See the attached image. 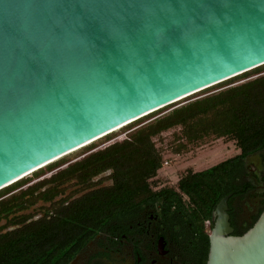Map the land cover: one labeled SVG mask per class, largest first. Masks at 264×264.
Returning <instances> with one entry per match:
<instances>
[{
	"label": "water",
	"instance_id": "obj_1",
	"mask_svg": "<svg viewBox=\"0 0 264 264\" xmlns=\"http://www.w3.org/2000/svg\"><path fill=\"white\" fill-rule=\"evenodd\" d=\"M264 65V0H0V190ZM205 264H264V211Z\"/></svg>",
	"mask_w": 264,
	"mask_h": 264
},
{
	"label": "trees",
	"instance_id": "obj_2",
	"mask_svg": "<svg viewBox=\"0 0 264 264\" xmlns=\"http://www.w3.org/2000/svg\"><path fill=\"white\" fill-rule=\"evenodd\" d=\"M262 71L264 65L221 83ZM173 127H180L181 137L187 140L206 135L232 139L239 151L232 160L264 148V74L182 104L137 127L129 136L107 143L1 201L0 220H5L4 227H19L0 232V264H66L89 238L124 209L143 199L160 196L162 191H154L150 185L164 161L153 139ZM60 162L63 160L46 169L51 170ZM228 162L198 172L186 171L176 183L177 190L194 194ZM103 171H109L105 178L108 184L97 187L99 182L93 183L91 179ZM41 172H33V176ZM22 179L0 190V197L28 181ZM72 180L80 185L82 193L56 199L63 185ZM43 187L47 188L41 192ZM36 192L39 193L35 195ZM26 196L31 200L25 199ZM39 200L48 204L41 217L30 220L31 217L21 213L14 220L8 219ZM199 232L205 261L208 237L203 228Z\"/></svg>",
	"mask_w": 264,
	"mask_h": 264
},
{
	"label": "flooded vegetation",
	"instance_id": "obj_3",
	"mask_svg": "<svg viewBox=\"0 0 264 264\" xmlns=\"http://www.w3.org/2000/svg\"><path fill=\"white\" fill-rule=\"evenodd\" d=\"M235 156L237 154L222 160L230 162L209 176L205 186L194 194H182L176 187L164 185L152 188L162 191L160 196L143 199L124 209L89 238L66 264H205L199 228H203L208 237L215 223L214 210L222 199H226L225 212L232 236L248 231L264 211V148L232 160ZM108 174L109 171H103L96 177L103 178L107 185ZM96 177L91 182H97ZM66 184L75 186L76 190L66 195ZM66 184L56 199L80 195L77 194L80 185L74 180ZM17 194L3 195L0 202ZM25 199L31 200L28 196ZM38 202L41 200L31 206ZM30 207L8 219L14 220L21 213L31 217L30 220L37 219L46 208L41 205L42 208L38 206L39 209L31 211ZM1 221L0 232L19 227H4L5 220Z\"/></svg>",
	"mask_w": 264,
	"mask_h": 264
},
{
	"label": "rangeland",
	"instance_id": "obj_4",
	"mask_svg": "<svg viewBox=\"0 0 264 264\" xmlns=\"http://www.w3.org/2000/svg\"><path fill=\"white\" fill-rule=\"evenodd\" d=\"M262 74H264V71L259 73H249V75L246 77L237 78L227 83H221L220 85L211 86L188 98H185L172 105H169L171 107L166 106L161 110L156 111V113H154V115L152 116L143 117L137 123H130L118 129L117 131L110 133L109 135H107V137L104 136L86 145L85 147L78 149L73 153H70L56 160L55 162H58L60 160H63V162H60V164H58L55 168L51 170H47L45 166L39 169L42 170V172L38 176H33V173L27 175L22 179V180L27 179L28 181H26V183L14 189L10 193L5 194L3 197H7L11 194H17L19 191H22L27 187L36 184L37 182H40L43 179L49 178L52 174H54V172H56L59 169H62V167L64 168L66 165L73 163L77 160H80L81 158H83L84 156H86L87 154H89L90 152L96 149H101L105 147L107 143H110L115 140H120L129 136L130 133L137 127L151 121L152 119L158 116H162L166 114L167 112L171 111L172 109L182 104H185L197 98L204 97L209 94L216 93L229 86L238 85L247 80L256 78ZM153 140L162 158L166 160L168 164L163 169L159 170V172H157V175L150 180V185L152 188H156L158 186L164 185L166 187L174 189L176 187V183L178 179L182 177L186 173V171L188 170L192 172L202 171L221 162L222 160H225L226 158H229L239 153L235 145V142L230 138H218L213 135H206L196 140H187L181 137L180 127H173L165 132H162ZM96 178L95 179L98 180L97 182H99L97 186L105 185L103 178L101 179L100 177H96ZM64 188L66 195L76 190L75 186H72L71 184H66ZM81 193H82L81 191L80 192L78 191L77 194L79 195ZM36 204H37L36 206L35 205L31 206L29 210L35 211L39 209L38 206L40 207L41 205H43L44 207H48V204H43L41 202H38ZM2 223L3 221L0 222V224Z\"/></svg>",
	"mask_w": 264,
	"mask_h": 264
},
{
	"label": "built area",
	"instance_id": "obj_5",
	"mask_svg": "<svg viewBox=\"0 0 264 264\" xmlns=\"http://www.w3.org/2000/svg\"><path fill=\"white\" fill-rule=\"evenodd\" d=\"M168 164L166 160L163 161L162 167H165Z\"/></svg>",
	"mask_w": 264,
	"mask_h": 264
},
{
	"label": "bare ground",
	"instance_id": "obj_6",
	"mask_svg": "<svg viewBox=\"0 0 264 264\" xmlns=\"http://www.w3.org/2000/svg\"><path fill=\"white\" fill-rule=\"evenodd\" d=\"M121 128H122V127H121ZM118 129H120V128H118ZM118 129H115L114 132L117 131ZM80 149H81V148H80ZM72 153H73V152H72ZM29 175H30V174H29Z\"/></svg>",
	"mask_w": 264,
	"mask_h": 264
},
{
	"label": "crops",
	"instance_id": "obj_7",
	"mask_svg": "<svg viewBox=\"0 0 264 264\" xmlns=\"http://www.w3.org/2000/svg\"><path fill=\"white\" fill-rule=\"evenodd\" d=\"M163 168H164V167H162L161 169H163ZM161 169H160V170H161ZM158 172H159V171H158Z\"/></svg>",
	"mask_w": 264,
	"mask_h": 264
}]
</instances>
